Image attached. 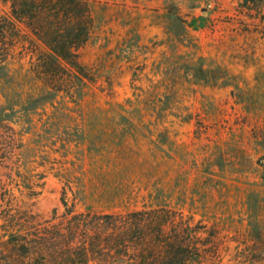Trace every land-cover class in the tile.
Masks as SVG:
<instances>
[{"label":"rangeland","instance_id":"rangeland-1","mask_svg":"<svg viewBox=\"0 0 264 264\" xmlns=\"http://www.w3.org/2000/svg\"><path fill=\"white\" fill-rule=\"evenodd\" d=\"M83 1L75 92L32 53L0 62V264H49L9 234L144 209L188 224L191 264H264V0Z\"/></svg>","mask_w":264,"mask_h":264},{"label":"trees","instance_id":"trees-1","mask_svg":"<svg viewBox=\"0 0 264 264\" xmlns=\"http://www.w3.org/2000/svg\"><path fill=\"white\" fill-rule=\"evenodd\" d=\"M256 1L244 0V5L250 7ZM7 2L9 11H0V62L12 59L15 49L32 53L34 69L62 75L61 80L55 81V90L66 93L76 90V83H83L78 50L85 43L92 22L87 3ZM166 212L144 209L127 214H84L74 217L75 227L70 224L64 229L57 223L35 229L34 234H9L4 244L26 259L49 264H72L75 249L80 256L79 264H121L122 259L129 261L127 264H191L193 256L199 260L209 258L208 251L192 244L188 224L177 220L173 212L165 215ZM2 221L12 228L18 223L11 213ZM167 224L173 239L163 234ZM77 236L79 246L74 248L72 241Z\"/></svg>","mask_w":264,"mask_h":264}]
</instances>
